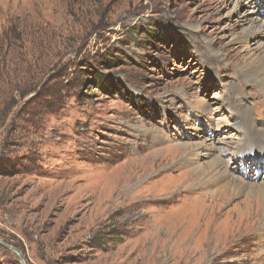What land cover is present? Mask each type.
Returning a JSON list of instances; mask_svg holds the SVG:
<instances>
[{"label":"rangeland","instance_id":"374dc122","mask_svg":"<svg viewBox=\"0 0 264 264\" xmlns=\"http://www.w3.org/2000/svg\"><path fill=\"white\" fill-rule=\"evenodd\" d=\"M259 20L264 0H0V240L24 264H264V148L235 151L243 115L264 128ZM0 264L22 263L0 243Z\"/></svg>","mask_w":264,"mask_h":264},{"label":"bare ground","instance_id":"6f19581e","mask_svg":"<svg viewBox=\"0 0 264 264\" xmlns=\"http://www.w3.org/2000/svg\"><path fill=\"white\" fill-rule=\"evenodd\" d=\"M258 22H263L264 23L263 20H259ZM246 37L254 39L257 36L254 35V36H246ZM261 52H262L261 57L258 58L257 60L251 61L248 64H246L242 68V73L244 75H246L248 78H251L253 80V82L257 83L258 87L262 90V94L264 95V50L261 51ZM240 114H242V113H240ZM246 121H247V123H250L248 116L247 115H243L244 124H243V130L241 132L242 138H240L239 143H238V147H236V149H235V151L237 152V155L238 154L240 155L241 160H242L243 163H245V161H247L246 158L253 157V154L249 153V150L252 149L251 147L254 148V146H258L259 149H263L264 148V140H263L264 139V128L263 129H256V128L253 127L252 123L247 124ZM236 128H238V127L236 126ZM260 155H263V154L260 153ZM222 162H223V160H222ZM242 162H241V164H242ZM251 163H255L257 165L264 164V160L260 161V162H259V160H253V161L251 160ZM226 168H228V167L226 166ZM211 174H213V175H211ZM192 175H194V177H196V179L200 177L197 174H192ZM215 175H216V173H210L209 175L204 176V177H210V179L213 178V180L214 179H218V178H216ZM222 180H224V179H222ZM217 181H219V180H217ZM203 183L205 184V182H203ZM234 184L235 183H230L229 182V183H227V184H225V185H223V186H221V187H219L217 189L215 188V190L211 193V196H213V195H215V196L216 195L217 196H219V195L225 196V194L234 193V192H235V194L238 195L240 193L241 187L238 189ZM248 193H252V191L249 190ZM257 193H259L260 196L264 199V189H262L260 192H257Z\"/></svg>","mask_w":264,"mask_h":264},{"label":"water","instance_id":"95a60500","mask_svg":"<svg viewBox=\"0 0 264 264\" xmlns=\"http://www.w3.org/2000/svg\"><path fill=\"white\" fill-rule=\"evenodd\" d=\"M0 243H1L4 247L9 248V249H12V250L17 254V257H18L19 261H20L22 264H24V261H23V259H22V255H21V253H20L17 249H15V248H13V247H11V246H8V245H6V244H4L1 240H0Z\"/></svg>","mask_w":264,"mask_h":264},{"label":"trees","instance_id":"16d2710c","mask_svg":"<svg viewBox=\"0 0 264 264\" xmlns=\"http://www.w3.org/2000/svg\"><path fill=\"white\" fill-rule=\"evenodd\" d=\"M95 84L96 86H98L99 88L103 89L104 88V81H102L101 79H95Z\"/></svg>","mask_w":264,"mask_h":264}]
</instances>
